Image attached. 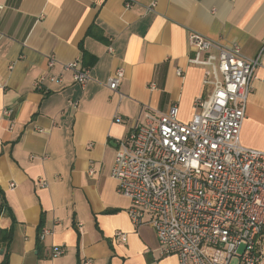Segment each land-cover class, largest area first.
<instances>
[{
  "label": "crops",
  "instance_id": "0c3cea01",
  "mask_svg": "<svg viewBox=\"0 0 264 264\" xmlns=\"http://www.w3.org/2000/svg\"><path fill=\"white\" fill-rule=\"evenodd\" d=\"M191 32L253 58L264 0H0V228L12 230L10 264H179L151 225L135 227L112 167L117 142L146 111L177 104L180 120L193 118L206 88L203 67L190 63ZM76 57L90 68L85 88L62 66ZM50 73L63 84L37 89ZM255 74L241 140L264 150V56ZM42 221L49 232L38 242Z\"/></svg>",
  "mask_w": 264,
  "mask_h": 264
},
{
  "label": "built area",
  "instance_id": "2783aa9c",
  "mask_svg": "<svg viewBox=\"0 0 264 264\" xmlns=\"http://www.w3.org/2000/svg\"><path fill=\"white\" fill-rule=\"evenodd\" d=\"M189 40L190 63L203 67L206 88L195 100L193 118L180 120L177 104L166 112L146 111L117 142L112 176L118 191L131 200L128 212L135 227L151 225L162 253L176 254L179 264H264V150L241 140L264 41L248 58L236 43L222 45L198 32H191ZM55 63L51 56L49 66ZM62 66L86 87L90 68L81 57ZM124 76L119 66L107 85L118 91ZM47 81L63 84L64 78L41 75L36 88L45 91ZM3 111L12 114L11 108ZM39 184L48 182L39 179ZM48 232L43 227L41 239ZM115 236L128 239L122 230ZM64 252L62 246L53 247L54 255Z\"/></svg>",
  "mask_w": 264,
  "mask_h": 264
},
{
  "label": "trees",
  "instance_id": "16d2710c",
  "mask_svg": "<svg viewBox=\"0 0 264 264\" xmlns=\"http://www.w3.org/2000/svg\"><path fill=\"white\" fill-rule=\"evenodd\" d=\"M2 207L3 205L0 207V215L2 212ZM44 226L43 221L40 223L39 227H38V242H40L41 237V231L42 228ZM11 233L12 230H6V229H2L0 228V246H2L3 248V259L1 260L0 264H10V254H11V250L9 248V244L11 242Z\"/></svg>",
  "mask_w": 264,
  "mask_h": 264
}]
</instances>
